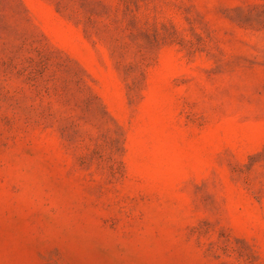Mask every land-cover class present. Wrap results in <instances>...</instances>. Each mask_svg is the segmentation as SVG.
I'll return each mask as SVG.
<instances>
[{
	"label": "rangeland",
	"instance_id": "374dc122",
	"mask_svg": "<svg viewBox=\"0 0 264 264\" xmlns=\"http://www.w3.org/2000/svg\"><path fill=\"white\" fill-rule=\"evenodd\" d=\"M0 264H264V0H0Z\"/></svg>",
	"mask_w": 264,
	"mask_h": 264
}]
</instances>
